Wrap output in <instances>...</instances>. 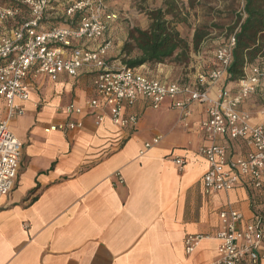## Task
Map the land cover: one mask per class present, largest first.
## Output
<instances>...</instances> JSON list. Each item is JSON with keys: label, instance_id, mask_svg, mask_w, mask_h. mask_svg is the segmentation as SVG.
<instances>
[{"label": "crops", "instance_id": "0c3cea01", "mask_svg": "<svg viewBox=\"0 0 264 264\" xmlns=\"http://www.w3.org/2000/svg\"><path fill=\"white\" fill-rule=\"evenodd\" d=\"M208 43L191 54L195 75L166 65L140 71L165 82L195 81L213 67L204 51ZM93 78L89 69L57 81L36 71L29 75L25 113L11 121L23 153L14 190L0 197V264H211L219 257L221 212L241 213L238 229L255 214L264 220V191L206 192L208 164L199 154L209 144L202 130L205 105H191L184 118L170 101L154 109L139 98L126 110L139 117L135 130L109 119L97 126L87 106L96 96ZM238 86L225 77L210 93ZM70 104L84 109V127L50 130L75 120L66 111ZM241 110L252 124L264 125V81ZM156 138L158 144L141 154ZM219 142L233 156L245 153L241 142ZM171 153L185 159L182 171ZM195 234L205 239L188 255L186 239Z\"/></svg>", "mask_w": 264, "mask_h": 264}, {"label": "built area", "instance_id": "2783aa9c", "mask_svg": "<svg viewBox=\"0 0 264 264\" xmlns=\"http://www.w3.org/2000/svg\"><path fill=\"white\" fill-rule=\"evenodd\" d=\"M18 1L31 13V18L20 26H8L19 16V8L0 7V197L12 193L19 176L23 145L11 130V121L25 113L22 103L30 99L29 75L36 71L57 81L62 74L77 78L84 69L94 75L96 96L87 106L97 126L109 119L121 129L135 130L139 117L126 114V110L139 98L149 100L154 109L170 101L171 108L180 111L184 118L190 115L191 105L203 104L207 120L202 130L209 144L201 147L199 154L208 164L203 177L206 192L264 191V125L252 124L251 117L241 110L264 81V57L246 65L235 92L222 88L215 95L210 93L228 77L236 33L219 45L212 69L201 73L194 82H165L140 71L142 67H108L111 43L107 30L114 15H105L104 0L72 1L66 9V23L48 30L41 29L47 0ZM76 15H80L77 21ZM66 111L75 120L50 130L76 131L84 127L82 107L70 104ZM219 139L241 142L245 153L231 155L227 145ZM159 141L156 138L146 143L141 154ZM172 160L180 171L186 166L182 157L174 156ZM116 176L118 183L123 184L121 174ZM220 219L222 225L215 236L219 242V257L211 264L264 261V220L259 214L243 229H238L242 214L237 211H223ZM204 239L203 235H189L185 243L187 254H193Z\"/></svg>", "mask_w": 264, "mask_h": 264}, {"label": "trees", "instance_id": "16d2710c", "mask_svg": "<svg viewBox=\"0 0 264 264\" xmlns=\"http://www.w3.org/2000/svg\"><path fill=\"white\" fill-rule=\"evenodd\" d=\"M195 2L189 1L191 10L195 8ZM17 8L24 6L19 4ZM185 12L176 0H164L163 7L148 12V28L133 27L128 32L120 54L124 66L138 69L188 64L191 54L199 50L210 32L207 26L198 27L190 43L178 29L180 23L187 22L188 11ZM79 19L80 15H76L75 21ZM233 33H236V44L233 62L227 71L228 81L239 82L244 77L246 65L264 57V0H244L242 12L236 15L233 27L227 31L228 36Z\"/></svg>", "mask_w": 264, "mask_h": 264}, {"label": "rangeland", "instance_id": "374dc122", "mask_svg": "<svg viewBox=\"0 0 264 264\" xmlns=\"http://www.w3.org/2000/svg\"><path fill=\"white\" fill-rule=\"evenodd\" d=\"M48 7L41 24L42 30L65 24L67 19L66 9L69 3L79 0H47ZM179 7L187 10V22L180 23L178 29L181 34L191 43L195 30L198 27H209V36L206 40L209 43L204 51L209 53L207 59H214L212 54L216 52L219 45L229 37L227 31L233 27L236 15L242 12L244 0H196L195 8H189L190 0H176ZM106 10L105 15H114V19L108 23L107 39L110 45V58L108 64L116 68L124 66L120 59L121 50L128 38V32L133 27L141 29L148 28L150 20L147 13L163 7L164 0H104ZM21 4L18 0H0V7H15ZM22 5V4H21ZM23 6V5H22ZM186 13V12H185ZM31 18L28 7L19 9V16L9 22V27L22 25ZM185 18V17H184ZM77 21V20H76ZM204 40V41H206ZM203 50V49H201ZM109 53V52H108ZM191 62V60H190ZM188 64H166V66L175 68V73L195 75V69ZM155 67H147L155 70ZM189 80V79H188ZM194 82V79H191ZM261 101V99H260ZM263 104V101H261Z\"/></svg>", "mask_w": 264, "mask_h": 264}]
</instances>
